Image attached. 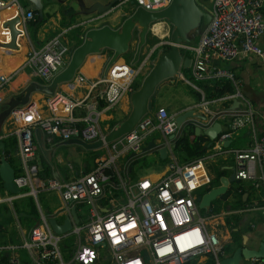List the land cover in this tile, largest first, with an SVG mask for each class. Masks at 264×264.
<instances>
[{
	"label": "built area",
	"instance_id": "obj_1",
	"mask_svg": "<svg viewBox=\"0 0 264 264\" xmlns=\"http://www.w3.org/2000/svg\"><path fill=\"white\" fill-rule=\"evenodd\" d=\"M128 2L155 11L164 8L170 0H118L120 5ZM16 3V0H0V11ZM209 15V22L196 42L180 45V51L183 55L188 54L184 56L190 61L192 81L226 80L234 90L233 95L239 96L240 82L235 74L229 69L215 67L211 61L213 58L231 61L247 54L264 59V0H211ZM32 16L30 11H25L21 20L25 22ZM165 37L166 40L158 39L153 50L139 60L137 67L118 58L95 80L87 81L81 74L75 73L72 81L87 86L84 95L85 113L80 126L74 119L59 115L40 119L32 105L10 114L19 126L15 132L19 138V156L23 169L21 176L13 178L14 185L17 188L29 186L33 195L44 187L56 190L64 208L74 204L84 205L87 221L81 228L71 224L69 233L74 234L75 247L65 260L60 255L57 243L66 234L52 233L43 219L29 229L17 248L13 245L1 246L0 255L6 251L24 249L32 264H96L98 250L105 247L110 254V264H202L200 257L209 258L211 264H219L223 249L217 236L208 227L215 216L199 215L194 191L210 182L203 160L222 151V140L233 135L244 124H251L253 109L248 101L243 99L246 109L232 117L229 131L221 134L214 143L215 154L182 164L175 159L171 149L173 138L179 132L173 116L163 107H158L152 114L147 112L128 135L119 138L124 143L117 152H138L143 138L151 131H158L169 162L163 176L155 181L142 178L131 185L120 181L119 184L115 183L114 169L111 170L109 166L115 155H110L106 161H95L90 171L65 183H58L52 178L42 183L37 178V165L33 163L36 151V144L31 139L33 128H39L46 140L77 138L89 142L101 138V114L111 111L124 93L134 90L132 84L136 76L145 70L147 58L155 48L167 45V34ZM260 38L263 40L259 41ZM66 52L67 49L59 45L54 37L40 48H31L27 52L25 64L32 68L36 76L46 80L65 63ZM11 75H0V91ZM186 83L190 84L188 80ZM222 99L224 97L216 98ZM45 100L51 112L59 108L70 110L74 104L79 105L83 101L71 104L56 92ZM203 105L209 117H218L227 111L209 112ZM231 154L235 180L252 179L257 165L261 173L259 178L264 181V122L259 134L255 133V129L252 130L251 142L246 149L233 150ZM118 189L122 191L125 200L115 206L116 196L113 192ZM103 198L108 199L111 207V210L104 213L99 207ZM7 264H21V260L17 254L11 255ZM256 264H264V256Z\"/></svg>",
	"mask_w": 264,
	"mask_h": 264
},
{
	"label": "crops",
	"instance_id": "obj_2",
	"mask_svg": "<svg viewBox=\"0 0 264 264\" xmlns=\"http://www.w3.org/2000/svg\"><path fill=\"white\" fill-rule=\"evenodd\" d=\"M16 1L17 3L14 6L0 11V75L10 76L12 74L0 91V96L2 98L0 103V115L6 108V103L9 100L19 99L20 93L25 86L30 83L42 84L48 82V80L36 76L32 68L25 64L27 52L31 48H40L47 41L56 37L58 44L65 47L67 52L72 49L79 41H81L82 32L85 30V28L81 29L82 31H79L76 37L71 33L75 43L72 47H69L68 40L64 37V34L68 31L71 32L75 27L78 28L81 21L76 20L70 22L69 20L72 16L74 19L81 16L86 17V21L89 18L98 16L97 19H102L103 21L100 25L108 24L111 27L117 26L124 18V15H122L124 5H121V7L115 6L110 12L105 14L93 13L94 16L91 17L92 14L83 15L79 13L77 5L75 6V9L72 6H69L70 9L66 14L65 9L68 6L64 0H59V13H50L52 6L55 5L53 4L54 0H41V13L38 14L35 11L29 10L33 16L30 20H27L28 22H23V20H21V17L25 14L23 8L28 6V2L26 0L25 2ZM83 1L87 6V4L91 2H104L105 0ZM195 2L207 10L204 4L209 3L210 7L211 0H195ZM207 11L209 12V10ZM35 17H38L41 20L37 27L29 25ZM63 22H70V24L64 25ZM93 26L97 25L93 24L89 27ZM12 30L15 32L14 37L11 36ZM152 30L153 32L146 34L145 43L139 53V57L141 56V58L138 57V59H142V55L147 54L151 50L152 45L158 42H154L153 40L149 42L148 37L152 39L156 36L159 40L167 39L165 37L167 34V27L163 22H159V24L155 25ZM197 38L198 36L195 37L194 42H196ZM262 40L263 38H260L259 41ZM135 42L136 37L134 31L127 49L130 51V60L134 53ZM161 49H163V47H157L154 51L157 52ZM66 54L64 55L65 59L67 58ZM109 57L110 52L106 54L105 51L99 54L88 55L83 60L77 72L87 81L95 80L104 74V66ZM137 62L139 61L137 60ZM211 64L215 67L229 69L235 74L240 82L238 87L239 96L233 95L234 90L232 86V92L224 91L220 94H213L214 89L206 92L204 88H211L215 85H211V83L206 80L192 81L189 79L190 68L188 67L181 70L179 76L160 82L150 99L152 102L149 113L151 114L158 107L165 108L168 114L173 116V118L184 112L191 111L192 115L184 118L182 124L178 127V134L181 133L182 135H186L189 126H193L192 129L194 135L208 139L206 142L200 143L204 147V151L200 156H186L185 159H183L185 156L183 152L177 153L173 151L172 142V153L179 164L187 163L198 158H205L206 156L216 153L214 143L218 141L221 134L229 131V123L232 120V117L238 113H242L243 110L246 109V104L243 102V99L248 101V104L253 109L251 124H244V126L238 128L233 135L222 140L220 143V149H222V151L212 156V158L216 157V174L210 175L205 169L210 182L207 186L196 190H199V193L194 195L196 206L201 195L206 192L204 190L208 186L209 189L219 186V179L231 174L234 170V161L231 152L233 150L246 149L251 142L252 130L255 129V133L259 134L264 122V59L247 54L238 56L231 61H220L213 58ZM148 68L149 67H146L145 70H148ZM145 70L140 74L141 78L146 73L147 70ZM187 80L190 84L186 83ZM139 82H136V84H139ZM176 83L180 86L183 85L187 87L186 93L192 99L190 102L186 101V103L177 104V107L175 106V99L178 97ZM86 87V84L74 81L57 85L55 92L61 95L69 103L74 104L83 100L79 105L74 104L70 110L59 108L56 111L51 112L45 102L47 96L40 92H31L29 95V103H31L32 109L35 110L40 119H47L54 115H59L74 119L77 125L80 126L83 124L81 119L84 117L85 113L84 95L87 91ZM75 90L77 91L75 92ZM208 93L212 94V96L208 97ZM129 94L130 92H126L122 95L119 102L111 110L112 112L106 111L101 114L99 124L100 129L102 130L101 132L104 131L103 134L108 130L110 122H113L112 120H114V117H118L120 121L128 113ZM217 97H224V99L216 100ZM203 104H205L207 111L209 112H216L223 109H227V111L223 112L221 116L209 117L210 114L203 110ZM214 122L219 124L220 129L213 140H209L204 132ZM17 128H19V126L11 118V115H7L0 119V247L9 245L15 247L20 246L22 238L28 234L29 229L41 222L42 219L47 223L51 232L52 230L48 223L49 219H52L55 224L60 225L63 220L68 217L70 218L71 224L79 225L81 227L84 226L87 221V213L86 208L84 212V205L74 204L70 205L67 209L64 208L59 193L56 190L44 187V189H38L33 195L30 193L29 186L23 188H17L15 186L17 188L15 192H11L5 188V181L1 169L2 163H4L5 170H9L13 177L21 176L23 174L19 156V138L15 132ZM34 129L35 128L32 129L31 139L36 144ZM244 138H248L249 140H243ZM150 140H152L157 146L156 148L144 152H140L139 150L134 154H132V152L129 153V160H131V162L135 161L137 155H139L138 153L142 154V157H146L147 159L146 168H151V171L144 174V176L136 177L138 180L142 178H148L153 181L159 179L165 173L166 166L169 162V156L166 149L164 156H159L157 149L164 146L163 139L160 133L156 130L149 132L143 138L140 148L144 147ZM43 143L44 148L50 150L48 157L44 158L36 144V151L33 158V163L37 165V178L42 183L49 178L54 179L58 183H65L80 174L86 173L87 171L85 172V170L90 171L95 164L94 162L102 157L101 155H97V149L85 150L75 143H64V140H59L57 138L46 140L45 136H43ZM117 153L123 154L121 152ZM120 154H118V157ZM260 174V170L256 165L253 174L254 177L252 179H234L229 182L223 193H227V195L224 198H220L223 194L216 197L209 205L206 215L213 214L215 219L209 222L208 227L211 232L217 236L219 244L222 246V258L225 257L226 252L232 253L235 248L240 246L245 247L248 250L256 251L259 248L261 241L264 239V181L259 178ZM115 192H113V194L116 196ZM28 198L32 199L34 210H31L28 207ZM124 200V195L116 196L114 205L117 206L118 204H122ZM99 207L103 213L111 210L107 198L100 200ZM71 208H73L77 223H73L71 219ZM32 211H34L37 216L33 224L30 221H34L35 219ZM232 231H238L239 240H237L236 243L231 239ZM20 253V249H16L14 252H7L6 255L9 257L15 254L20 255ZM260 259L261 258L241 259L239 262L240 264H256ZM199 261H201L202 264H211L209 258L200 257Z\"/></svg>",
	"mask_w": 264,
	"mask_h": 264
},
{
	"label": "water",
	"instance_id": "obj_3",
	"mask_svg": "<svg viewBox=\"0 0 264 264\" xmlns=\"http://www.w3.org/2000/svg\"><path fill=\"white\" fill-rule=\"evenodd\" d=\"M28 6L23 8L25 11H35L41 13V0H26ZM78 8V12L83 15L89 14H105L115 6L121 7L118 0H105L104 2L95 1L85 5L83 0H73ZM124 18L121 22L111 27L108 24L86 28L82 32L81 41L79 44L68 50L69 54L67 61L61 68L54 73L47 83H30L25 86L19 96V99L9 100L6 103V108L0 115V119L10 115L12 112L26 108L29 103V95L31 92H40L46 96H52L55 93L56 87L60 83H66L73 80V77L83 60L91 54H99L103 49L110 51V57L104 66V72L110 64L117 60L119 56L125 53L135 31V49L130 60V65L137 62L140 50L145 43L147 33L152 32V26L163 22L167 27V49L163 48L154 54L150 67L142 76L138 86L129 94V111L126 116L109 128L101 138L85 142L80 139H67L64 143H75L85 150L104 147L125 135H128L132 128L139 120L149 111V101L157 87V85L166 79H172L180 75V71L189 67V58L184 56L180 51V45L193 44L196 36H199L206 28L210 15L207 10L198 5L195 0H170V2L162 9L148 11L140 6L133 5L128 2L123 6ZM149 28L151 30H149ZM12 30V37H14ZM157 44V43H156ZM156 44H153L151 51ZM191 111L184 112L174 117L175 124L179 127L184 118L190 117ZM203 118V117H200ZM219 124L214 122L205 132L209 140H213L219 131ZM34 138L38 149L44 158L48 157L50 150L44 148L43 133L39 128L34 129ZM170 139L173 136H169ZM157 146L152 140L140 148V152L147 151ZM158 153L160 157L165 154V148L159 147ZM135 152H132L134 154ZM2 176L5 181L4 186L11 192H15L17 188L13 183V175L9 170H5L4 163L1 165ZM234 180V170L227 177L219 179V186L212 187L204 192L197 204L198 208L208 211L212 200L222 195L227 187V184ZM70 216L73 223H77L73 208L70 210ZM50 228L55 234H68L71 231L70 218L66 217L62 224L57 225L52 219L48 220ZM264 256V239L261 241L259 248L256 251L248 250L245 247L235 248L229 256L221 258L219 264H240L241 259L263 258Z\"/></svg>",
	"mask_w": 264,
	"mask_h": 264
},
{
	"label": "rangeland",
	"instance_id": "obj_4",
	"mask_svg": "<svg viewBox=\"0 0 264 264\" xmlns=\"http://www.w3.org/2000/svg\"><path fill=\"white\" fill-rule=\"evenodd\" d=\"M18 1H24L25 2V0H18ZM64 1H65V3L68 6L65 9L66 14H67V12L70 9L69 6H72L75 9L76 4L74 3L73 0H64ZM53 4H55V5L52 6L50 13H53V14L55 12L59 13L60 1H55L54 0ZM204 5L207 8V10L210 9L209 3H205ZM64 6H66V5H64ZM93 16L94 15L92 14L91 17H93ZM86 19L87 18L83 17V16L78 17L77 19H74V17L72 16L69 21L70 22H74L76 20H81L80 24H79L80 26H78V31H80L83 28H85V29L89 28V26H92L93 24L99 26L100 23H103L102 19H94V20H91V21H88V20L86 21ZM72 31H74V30H72ZM72 31L71 32L68 31L67 33L64 34V37L67 38V40H68L69 47H72V45L75 43L74 38L72 37V35H73ZM71 33H72V35H71ZM152 40L154 42L158 41L156 36H154V38H152V39L150 37H148V41L149 42H151ZM103 51H105L106 54H108L110 52L107 49H103L100 53H102ZM153 53L149 56V58H147V66L146 67H150V61H152V59L154 57ZM184 55H188V54H184ZM66 56L68 58L69 54H66ZM145 56H147V54H143L142 55V59ZM67 58L65 59V61H67ZM119 58H121L125 63L129 64L130 51L127 50L125 53L121 54L119 56ZM139 58H141V56ZM142 59H138V61L142 60ZM139 63L140 62H135L132 66L137 67L139 65ZM49 79H46V80H49ZM135 81L136 82L141 81V75L138 74L136 76L134 82ZM176 85H177V91H178L177 95H178V97H177V99H175V106L177 107V104H183V103H186V101L190 102L192 99L186 93L187 87H185L183 85L180 86L178 83H176ZM76 91L77 90H75V92ZM155 102H157V101H155ZM109 112H112V111H109ZM112 121L113 122L111 124H114L115 122L119 121V118L118 117H114V120H112ZM102 133H104V131ZM243 140L248 141L249 139L248 138H244ZM123 143H124L123 139H118L117 141H113L111 143H108V144L104 145V147L96 148L98 150L97 151V155H101L102 157H100L99 159H102L104 161L108 160L110 155H115L113 163L109 164L111 170L114 169L113 181L115 183H118V184H119V181H120L122 183H125L126 185H128V184L131 185V184H133L134 182H136L138 180V178H136V177L144 176V174H146V173L151 171V168H146L147 167L146 166L147 159H146V157H142L143 155L140 154V153H138L139 155H137V157H136V159H135V161L133 163L131 162V160H129V158H130L129 153H131L130 150L121 151V153H123L124 155L120 154V153H117L118 149L121 148ZM114 145H115V147H113ZM118 154H120L119 157H118ZM124 158H125V160H124ZM215 158L211 157V158H206V159L203 160L204 167L207 170V173L210 174V175L211 174H216L217 166H216V163H215ZM86 171L88 172V170H85V172ZM195 191H194V195L199 193L198 192L199 190L196 191V192ZM119 195H123V193H122V191L120 189L116 190V196H119ZM85 208L86 207L84 206V212H85ZM220 208H221V206H220ZM198 213L201 216L206 215V212L202 208H198ZM78 228H81V226L78 225ZM81 233H82V230H81ZM57 246H58V250H59L60 255L62 256L63 260L67 259L68 256L70 255V253L73 251V249L75 247L74 234L71 232L69 234L61 236L60 240L57 243ZM20 251H21L20 255L17 254L18 257H20L22 260H27L28 261L26 263L23 262V264H32L31 260L28 258V254L26 253V251L24 249H20ZM98 251H99V255H98L96 264H110V254H109L108 250L105 247H103V248H100ZM230 254H231V252H226L225 256H229ZM21 264H22V262H21Z\"/></svg>",
	"mask_w": 264,
	"mask_h": 264
},
{
	"label": "trees",
	"instance_id": "obj_5",
	"mask_svg": "<svg viewBox=\"0 0 264 264\" xmlns=\"http://www.w3.org/2000/svg\"><path fill=\"white\" fill-rule=\"evenodd\" d=\"M39 22H41V20L38 17H35L34 20L29 23V25H32L33 27H37L39 25ZM63 24L69 25L70 22H66V23L63 22ZM73 30H74V31H72L73 36L76 37V35L79 33L78 28L75 27ZM79 43H80V41L77 44H79ZM163 48L167 49L166 46H163ZM155 53H156V51H154L153 54H155ZM189 79H191V77H189ZM206 81L210 82L211 85H215L214 87H211V88H204V90L206 92L208 90H213V89H214L213 94H220V93H223L224 91L225 92H232L231 85L226 80H206ZM137 85L138 84H136V82H133V84H132L133 89H135V87H137ZM211 96H212V94L208 93V97H211ZM151 102L152 101H149V108L151 106ZM111 123L112 122H110V124ZM113 125L114 124L109 125L108 129L111 128ZM192 127L193 126H189V130H188V133L186 135H182L181 133H179L173 139V147H172L173 151H175L177 153L183 152L185 154L183 159H185L186 156H188V157L200 156L204 151V147L200 143L206 142L208 140L205 137L194 135ZM208 189H209V186L204 191H207ZM115 194H116V192H115ZM226 195H227V193L223 194L220 198H224ZM28 207L31 210H34V205H33V201L31 198H28ZM32 213H33L35 219H34V221L33 220H30V221L33 224V222H35L37 216H36V213L34 211H32ZM231 239L235 243L237 242V240H239L238 231H232L231 232ZM6 254H7V251L0 255V264H6L7 263L9 257ZM20 260H21L22 264H23V262H25V263L28 262L27 260H22L21 258H20Z\"/></svg>",
	"mask_w": 264,
	"mask_h": 264
},
{
	"label": "bare ground",
	"instance_id": "obj_6",
	"mask_svg": "<svg viewBox=\"0 0 264 264\" xmlns=\"http://www.w3.org/2000/svg\"><path fill=\"white\" fill-rule=\"evenodd\" d=\"M155 25H157V24H155ZM155 25H153L152 28H153Z\"/></svg>",
	"mask_w": 264,
	"mask_h": 264
},
{
	"label": "flooded vegetation",
	"instance_id": "obj_7",
	"mask_svg": "<svg viewBox=\"0 0 264 264\" xmlns=\"http://www.w3.org/2000/svg\"><path fill=\"white\" fill-rule=\"evenodd\" d=\"M57 1H59V0H57Z\"/></svg>",
	"mask_w": 264,
	"mask_h": 264
}]
</instances>
